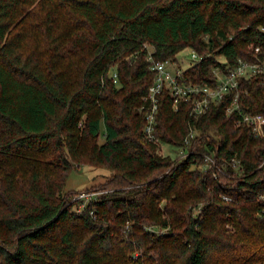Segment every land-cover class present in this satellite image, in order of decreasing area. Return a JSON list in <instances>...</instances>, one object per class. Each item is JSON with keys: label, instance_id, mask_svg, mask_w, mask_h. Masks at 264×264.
<instances>
[{"label": "trees", "instance_id": "obj_1", "mask_svg": "<svg viewBox=\"0 0 264 264\" xmlns=\"http://www.w3.org/2000/svg\"><path fill=\"white\" fill-rule=\"evenodd\" d=\"M254 45L264 0H0V264H264V135L227 113L232 95L196 117L165 90L156 135L187 149L174 158L142 109L150 52L195 49L184 76L214 84L264 57ZM239 102L264 114L261 76ZM82 165L114 186L80 212L74 196L98 189H66Z\"/></svg>", "mask_w": 264, "mask_h": 264}, {"label": "built area", "instance_id": "obj_2", "mask_svg": "<svg viewBox=\"0 0 264 264\" xmlns=\"http://www.w3.org/2000/svg\"><path fill=\"white\" fill-rule=\"evenodd\" d=\"M252 48L256 53L264 51V45H254ZM190 55V58L188 57L190 65L187 68L202 60V56L195 49H190ZM148 59L151 62V69L156 73L155 80L144 98L146 103L142 107V109L146 110L144 132L149 140L162 144L156 135V127L160 95L165 90L169 91L176 108L179 107L181 102L190 101L192 103V114L196 117L206 113L213 104H218L226 99L227 96L232 95L231 103L227 106V113L233 114L238 111L239 124L242 123L252 127L257 136L264 135V114L245 111L239 102L240 85L243 80L261 76L264 85V57L256 61L239 58L238 62L228 68L227 71H224L221 67L214 68L216 77L214 84H200L188 81L184 76V71L187 68L183 64L178 65L179 58L176 61L171 59L157 61L153 58L152 52H150ZM114 78L117 82V72L114 73ZM196 135L197 132L191 130L190 137ZM182 149L186 154L187 149ZM238 163V160L233 162L235 166ZM213 164L217 165L216 160L212 156H207L205 167H211ZM100 193L101 191L98 190H82L78 192L73 198L75 201L74 207L81 212L89 203L97 200ZM261 197L264 198V194Z\"/></svg>", "mask_w": 264, "mask_h": 264}, {"label": "rangeland", "instance_id": "obj_3", "mask_svg": "<svg viewBox=\"0 0 264 264\" xmlns=\"http://www.w3.org/2000/svg\"><path fill=\"white\" fill-rule=\"evenodd\" d=\"M150 49H152V46L150 47ZM190 56L191 55L189 48H186L183 51H181L178 54V58H179L178 65L183 64L185 68H187L190 65V61H189ZM104 140H105V130L104 127H102L101 137L99 138V142L101 143ZM159 152L164 155H171L174 158L181 157L185 154L182 148L165 143H162L160 145ZM200 168L203 169L204 167L200 166ZM111 177H112V172L110 170L103 168H96L89 165H82L72 170L67 181L66 189L81 190V189H86L90 186H95L98 187V189L96 190L101 191L100 194L102 195L105 194L107 192L106 190L109 189L108 188L104 189L100 187L109 186V188H111L112 186H114L113 183H109ZM199 210H200L199 208L196 209V211Z\"/></svg>", "mask_w": 264, "mask_h": 264}]
</instances>
